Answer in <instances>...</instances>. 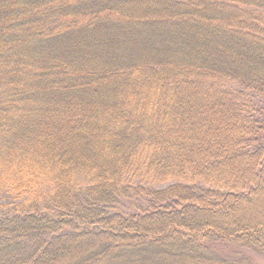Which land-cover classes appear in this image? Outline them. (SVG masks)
I'll use <instances>...</instances> for the list:
<instances>
[{
    "label": "trees",
    "instance_id": "trees-1",
    "mask_svg": "<svg viewBox=\"0 0 264 264\" xmlns=\"http://www.w3.org/2000/svg\"><path fill=\"white\" fill-rule=\"evenodd\" d=\"M256 96L264 0H0V264H256Z\"/></svg>",
    "mask_w": 264,
    "mask_h": 264
},
{
    "label": "rangeland",
    "instance_id": "rangeland-1",
    "mask_svg": "<svg viewBox=\"0 0 264 264\" xmlns=\"http://www.w3.org/2000/svg\"><path fill=\"white\" fill-rule=\"evenodd\" d=\"M258 101L259 105L262 107L263 110V120H264V96H256L254 99ZM167 183L159 184L156 187L161 188L165 187ZM14 202V199L5 193H0V206L5 205V204H10ZM251 259L254 261L256 264H264V253L257 252V251H250L249 255Z\"/></svg>",
    "mask_w": 264,
    "mask_h": 264
}]
</instances>
